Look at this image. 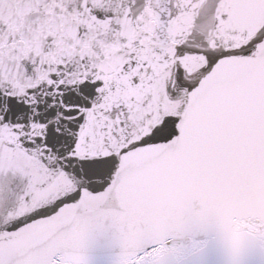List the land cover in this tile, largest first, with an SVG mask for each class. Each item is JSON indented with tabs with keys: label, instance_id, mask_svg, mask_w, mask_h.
<instances>
[{
	"label": "snow or ice",
	"instance_id": "6c2138e0",
	"mask_svg": "<svg viewBox=\"0 0 264 264\" xmlns=\"http://www.w3.org/2000/svg\"><path fill=\"white\" fill-rule=\"evenodd\" d=\"M0 264H264V0H0Z\"/></svg>",
	"mask_w": 264,
	"mask_h": 264
}]
</instances>
